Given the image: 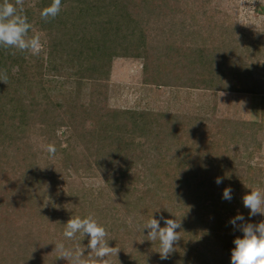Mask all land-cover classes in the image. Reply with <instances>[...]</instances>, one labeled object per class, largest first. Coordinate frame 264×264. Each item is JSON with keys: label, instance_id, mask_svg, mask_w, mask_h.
<instances>
[{"label": "trees", "instance_id": "obj_1", "mask_svg": "<svg viewBox=\"0 0 264 264\" xmlns=\"http://www.w3.org/2000/svg\"><path fill=\"white\" fill-rule=\"evenodd\" d=\"M30 2L25 0L23 14L41 32L44 50L36 57L0 48V71L8 75L7 84L0 81V264H69L57 258V242L84 247V255H89V237L63 236L71 217L89 213L107 230L109 244L115 242L122 250L131 246L132 255L121 264H231L233 241L243 233L229 222V215L233 200L242 210L244 206L233 193L230 201L223 199V190L246 185L225 175L235 159L230 149L241 142L244 150L251 149L249 154L260 151V142L259 146L255 142L264 131V118L259 123L230 122L221 136L200 127L210 126V118L182 116L187 125L180 127L178 116L167 114L176 119L167 124L166 113L111 107L109 78L114 58L139 57L146 69L152 66L156 71L150 75L156 81L150 83L228 90L216 84L226 71L221 61L214 66L213 56L224 58L223 46L231 55L234 41L225 39L235 38L236 26L226 23L220 34L215 32L218 54L207 55L201 43L211 39L201 32L192 38L191 50L175 47L178 39L174 43L158 22L165 18L166 26L176 25L184 14L187 20L190 0H62L59 15L49 22L40 12L52 0ZM218 8L219 3L207 7L212 24ZM171 30L174 34L175 27ZM183 32L179 30L178 36L187 39ZM258 41L254 38L247 45L254 48L245 49L246 54L263 52ZM174 51L180 54L175 62L182 65L185 81L175 83L168 74L166 81L158 82L166 74H161V64L175 65ZM262 66L257 61L238 69L244 82L238 91L262 93L258 80ZM193 137L199 141L196 146ZM47 144L55 146L54 157L41 149ZM225 162L228 166L220 170ZM74 175L100 176L104 185H67L61 191V178ZM247 177L251 186L264 185L261 177ZM217 178L222 183L217 184ZM151 216L161 227L165 226L161 217L181 223L176 230L181 239L167 260L160 258L159 241L148 240L149 230H141ZM253 218L247 216L246 223Z\"/></svg>", "mask_w": 264, "mask_h": 264}, {"label": "rangeland", "instance_id": "obj_2", "mask_svg": "<svg viewBox=\"0 0 264 264\" xmlns=\"http://www.w3.org/2000/svg\"><path fill=\"white\" fill-rule=\"evenodd\" d=\"M30 1L32 4L33 0ZM193 2L195 3L193 4ZM216 3H219V13L214 20V24H212L211 20L208 19V12L206 11L208 6H213ZM190 5L191 8L188 9V11L186 10L187 20L186 14H184L183 19H181V16H179L177 22L175 20L176 25L173 24L171 26L169 24L166 26L165 18H158L159 25L164 27V29L162 28L163 31L167 32V36L172 37L171 40H173L174 43L178 39L175 47L183 45L184 47H187L188 50L194 48V40L192 38L198 35V32H201L205 38L212 40H207L204 43L202 42L203 44L200 42L201 46L205 48V53L207 55L212 53L214 55L218 54L216 49L217 46H214L215 42L217 44L218 42L213 40L212 36L220 34L219 29L221 27L223 28L226 23L229 27H231L230 25L236 26L237 32L235 38H232V35H227L225 39L227 42L229 37L230 41L232 39V42L234 41V50H231L230 52L232 56L226 54L228 52L227 50L223 49L224 44L219 45L221 48L223 46V48L220 49V52H224V58H220L218 55L213 56L214 66L218 67L217 64L221 61L226 71V74L217 77L218 83L216 84L219 86L225 85L228 90H207L199 88L187 89L183 87H170L168 85L160 86L154 82L150 83L151 81H156V79L150 77V75L154 74L156 71L152 66L149 67V69H146L144 65L145 60L143 58L118 57L114 58L110 72L109 105L116 108H148L158 113H166L163 122L165 121L167 124L176 123V119L173 120L168 116L171 114L176 115L178 116L177 121L180 124V127H185L187 125L185 118L182 116L188 115L195 118H210V126L205 127V125H201L200 127L207 129L208 132L217 136L222 135L221 131L228 128V124L230 122L242 123L248 121H257L259 123L263 121L264 108L262 107V97H264V45L262 44H264V0H213V2L206 3L205 5H203L198 0H190ZM193 10L195 11L193 12ZM197 11H199V14ZM182 20H186L184 24H182ZM173 27H175L174 34L173 30H171ZM33 30L34 32L41 33L38 31L37 27H33ZM179 30L182 32L185 30L183 33H186L188 38L185 39L184 36H178ZM215 32H218V34H215ZM254 38L259 39L258 47H263V52L246 54L245 49L248 50L247 52H249V48L253 46L248 47L247 45H249ZM179 55L180 54L177 51L171 53V57L173 58V62L175 64L174 66L166 63L161 64L159 70L161 74H166L165 78L159 79L158 82L166 81V79L169 77L167 76L168 74L170 77L173 75L172 81L175 83H182L185 81L186 73L181 69L182 65L179 66V64L175 62L177 58L180 57ZM182 60L186 62L185 57H182ZM257 61L258 63H261L262 61L263 65L261 68L262 70L259 71L260 78L258 79L259 82L263 83L262 93L255 94L247 91H238L241 90L240 88H242L244 85V82L240 80L242 76L238 72V69L242 68L243 70L245 69V66H251V64L256 63ZM168 67L170 69H168ZM192 67L195 69V64H193ZM180 134H182V131ZM198 134L197 137L199 136ZM192 140L193 143L195 142V146L197 145V142H199L195 137H193ZM259 142L260 151L254 150L251 154H249L251 149L244 150V146L241 145V142L238 145H235L234 143L231 145L232 148L230 149V153L235 156V159H233V164L231 163L232 168L229 167L230 172H225V175L232 180H243L241 185H246L244 189L232 190L233 196H235L237 200L243 201L242 197L245 194L250 193L251 188H255V185L251 186L246 181L248 178L247 176H251L253 179H259L261 177L260 180L263 184L264 131H259V134L256 137L255 145L258 144L259 146ZM216 143H218L219 146V141L213 142V146L217 148ZM250 148H253L252 144ZM220 152H225V149L221 148V144ZM224 164L225 166H223L220 170L228 166L226 162ZM60 183L59 189L61 191H66L67 185L75 187L81 185H85L86 187H99L104 185L103 179L100 176L96 178L79 177L75 175L71 178L63 176L60 180ZM258 187L264 189V185H260ZM235 203L233 200L234 208L230 211L231 213L229 216L230 220L235 217L234 214L237 212H240V214L244 216V221H237V227H239L241 223H246V217L249 216L250 210L245 207L243 208L244 210H242L239 206L235 205ZM252 217L253 216H251V220ZM261 221H264V216L257 214L254 216L251 223L258 224ZM109 246L117 247L115 242L109 244ZM117 248L120 250L117 253L116 258H113V256L108 258L111 264H121V262L127 261L130 255H132V253L129 254L131 246L128 248V250H122L121 246L119 245Z\"/></svg>", "mask_w": 264, "mask_h": 264}, {"label": "clouds", "instance_id": "obj_3", "mask_svg": "<svg viewBox=\"0 0 264 264\" xmlns=\"http://www.w3.org/2000/svg\"><path fill=\"white\" fill-rule=\"evenodd\" d=\"M25 0H2L0 2V48L14 49L20 53H28L31 56H40L44 50L42 34L33 32V25L28 22L24 15ZM62 7V0H52L49 6L44 7L40 16L45 22L55 19ZM0 81L7 84L8 75L6 71H0ZM43 151L54 157L56 148L52 144L41 145ZM216 183H222L220 178ZM223 199H232V189L226 187L223 190ZM243 205L249 209V216L260 214L264 216V189L259 187L251 188L250 193L242 197ZM164 227L160 226V220L151 216L142 226L141 230L148 229L147 239L155 242L159 241V254L162 260H167L170 254L175 251L174 244L178 242L180 232L176 230L181 228L180 221L177 219H164ZM237 221H244L242 214H237L230 220L233 226H237ZM128 223L133 225L132 217H129ZM242 231V237H236L233 241L235 247L231 250V264H264V221L258 224L243 223L239 225ZM80 237H89L87 248L90 254L84 255V247L79 245L75 247L66 246L63 242L55 244L57 258L66 259L69 264H111L108 259L111 256H117L120 249L110 247L108 241V232L102 226L95 215L89 213L86 217H71L64 225L63 236L68 240Z\"/></svg>", "mask_w": 264, "mask_h": 264}]
</instances>
